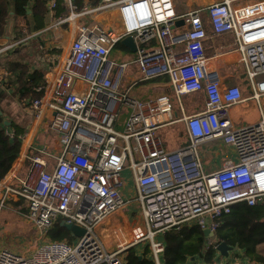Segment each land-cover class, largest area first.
<instances>
[{
	"label": "built area",
	"instance_id": "1",
	"mask_svg": "<svg viewBox=\"0 0 264 264\" xmlns=\"http://www.w3.org/2000/svg\"><path fill=\"white\" fill-rule=\"evenodd\" d=\"M65 1L70 14L60 22L72 28L70 43L43 87L45 97L34 104L37 127L51 112L48 126L58 136L60 153L45 145L26 153L28 174L20 187L0 180V202L4 205L10 195L23 199L27 218L45 233L58 220L85 233L40 244L29 255L4 249L0 264H125L128 250L143 242L149 243L154 264H164V234L186 224L214 233L206 236L205 250L219 254L216 231L223 217L237 203H264V116L234 124L231 107L246 96L239 84H226L205 41L234 33L230 52L253 85L254 97L264 95V0L238 6L222 0L183 14L173 0H101L83 8ZM112 9L119 13L114 23H78L80 17ZM127 36L135 40L136 58L112 60L111 51ZM152 42L157 44L150 47ZM6 51L0 46V55ZM131 63L142 80L168 76L179 100L204 94V109L182 117L188 143L176 150L165 147L159 130L175 122L174 99L166 93L142 99L123 87ZM217 139L234 148L236 160L207 171L199 147ZM126 169L134 178L132 197L123 191ZM133 203L144 222L123 214ZM118 213L120 220L104 226ZM217 263L214 258L212 264Z\"/></svg>",
	"mask_w": 264,
	"mask_h": 264
},
{
	"label": "crops",
	"instance_id": "2",
	"mask_svg": "<svg viewBox=\"0 0 264 264\" xmlns=\"http://www.w3.org/2000/svg\"><path fill=\"white\" fill-rule=\"evenodd\" d=\"M100 1L101 0H75V3L78 5L79 8H83L84 6L88 5H96ZM219 1L222 0H173L175 9L179 14H183L193 8L206 7L212 3ZM231 1L234 5L238 6L263 0ZM10 2L11 9H13V1L10 0ZM26 9L29 15L28 17L16 16L11 10L7 23L3 28L4 33L0 35V46L7 47V51L0 55V106L3 109V97L10 95L11 97L18 98V96H16V90H18L19 87H10L8 85L10 78H14L17 75H21L23 79L27 71H30L32 73L36 72L35 79L31 80L29 84L34 85L37 81L40 80L42 83L39 91H44L43 87L47 85V81L49 79L55 76L58 69V64L63 55L62 47H59V44L61 42L60 37H62L63 35L62 32L57 33L55 31V36L52 35L51 39H47V42H45L43 38H41L39 35L41 34V32H46L53 28L55 29V27L64 30V27L66 28L69 25V23L67 22H60L61 19H64L70 14V8L68 3L65 0H56V5L53 6L51 0H43L42 2L38 3H36L34 0H30L27 4ZM118 15L119 13L116 9L101 11L88 16L80 17L78 19V23H87L90 25L95 23L109 24L114 23L118 19ZM203 19L207 22L206 14H203ZM180 23L181 25H184L182 21H180L178 24ZM68 29V36L70 37V31L72 30L70 25L68 26ZM207 29H211L208 24ZM33 41L35 42L32 45H29ZM155 44L157 43L152 42L150 44V47L154 46ZM205 45L207 53L216 57L217 66L219 69H221L226 84H239L242 87L246 96L245 101L235 104L231 107L230 113L234 124L236 126H244L259 121L264 116V95L254 97L253 85L248 80H245V74L243 73L242 66L236 64L234 60L236 54L230 52L235 47V34L232 32H227L220 35L212 36L206 39ZM113 50L111 51V53L113 52ZM135 58L136 56L130 61H133ZM130 66H132V68L127 73V75L125 74L123 85L126 88H130V92L133 95L142 99H147L162 93H166L170 94L174 99V103H176L178 99L174 96L173 89L168 76H160L147 81L142 80L141 73L137 65L135 63H131L129 67ZM129 67L127 68V70L129 69ZM141 84H143V87L139 90V92H134L133 89ZM22 85L23 82L21 80L19 86L21 87ZM188 95L189 99L186 100L188 103L186 105L184 102L185 100H182V98ZM188 95H184L179 100L181 101L180 110L175 111L174 107L175 122L166 125L159 130L163 143L165 147L169 150H176L179 147L188 143L189 141L188 134L185 128V123L182 120L183 115L192 114L204 109L205 96L203 93ZM192 98H195L197 101H194ZM2 112L4 117L7 119L6 121H14L13 119L9 118V115L7 114V111L5 109L4 111H1V113ZM51 116V112L47 110L44 113V119L42 120L40 125L38 127L35 125V130H32V133L29 135L28 133L30 130V126L27 125L28 130H26L25 133L22 135L23 143L21 153L14 162L13 167L11 168L9 173L2 180V182L12 184L14 187L21 186L20 179L26 177L30 169V159L27 156L25 157L26 153H28L29 156L30 154H32L33 150L40 149L45 145L48 147V150L51 153L56 156L59 155L60 144L58 142V136L53 131H51L48 126ZM126 117L127 115L124 114L122 116V120H124ZM5 125L8 126L7 130L9 131L10 135L13 136V126H10V123H5ZM182 125L184 126V132L182 131V128H180ZM174 126L176 127L175 129ZM41 131L44 133V139L38 145L35 146L36 137ZM221 142H223L221 139H217L202 143L199 147L200 156L202 158L204 168L207 171L214 170L209 167L210 165L212 166L213 162H217L219 168L222 165V162L227 161L228 158L232 159L233 161L236 160L234 148L231 145H228L226 143L222 144ZM31 146H33V148L29 149ZM50 147L52 149H50ZM221 151H227V154L224 156L225 159L223 160H220L219 158ZM123 191L125 193V188ZM17 201H19L18 204H21L18 208L20 210L21 208H23L26 212V202L23 199H17L16 202ZM136 206L138 205L136 203H133L131 206L125 209L123 214L128 215V217H132L134 221L142 223L144 221L143 218L140 216L141 209L139 206ZM121 215V213H118L112 216L106 221L107 223H105L104 226L115 224L117 220H120L122 218ZM262 247L264 248V243L258 245L257 249L259 253L264 255V249H262ZM137 253L141 254L140 251H137ZM217 257L218 256H216L215 259L219 263L220 260ZM247 258L251 260L249 257ZM255 262L257 264H263L261 262ZM210 263L212 264V261Z\"/></svg>",
	"mask_w": 264,
	"mask_h": 264
},
{
	"label": "trees",
	"instance_id": "3",
	"mask_svg": "<svg viewBox=\"0 0 264 264\" xmlns=\"http://www.w3.org/2000/svg\"><path fill=\"white\" fill-rule=\"evenodd\" d=\"M0 0V35L4 33L3 28L7 23L11 10L16 16L28 17L27 4L30 0ZM36 3L43 0H34ZM36 72L27 71L22 79L21 75L10 78L8 85L18 88L16 96L19 98L28 94H38L41 81L34 85L29 84L35 79ZM23 82L20 87L19 83ZM44 94V91H41ZM0 110L4 109L0 106ZM6 118L3 112L0 113V180H3L13 167L14 162L19 157L22 149L23 138L17 131L10 135L8 126L5 125ZM10 121V126L14 123ZM14 198V197H12ZM15 203L16 198H14ZM21 204H15L20 207ZM50 240L71 239L72 233L58 220L47 232ZM206 236L204 230L196 224H186L180 229H173L164 234L166 243L164 253V264H184L189 257L199 258L206 262H211L215 258L214 249L205 250ZM216 238L219 242H226L228 245L243 250L244 254L251 260L264 264V255L258 252V245L264 243V203L249 205L247 202H240L233 206L231 213L225 215L219 228L216 231ZM149 250L146 253H148ZM145 254H138L134 247L127 252L125 264H154L152 258ZM217 255V254H216Z\"/></svg>",
	"mask_w": 264,
	"mask_h": 264
},
{
	"label": "rangeland",
	"instance_id": "4",
	"mask_svg": "<svg viewBox=\"0 0 264 264\" xmlns=\"http://www.w3.org/2000/svg\"><path fill=\"white\" fill-rule=\"evenodd\" d=\"M68 26L66 28L64 27V30L55 27V29L53 28L46 32H41L39 36L43 38L45 42H47V39H51L52 35L55 36L56 32L57 33L62 32L63 35L62 37H60L61 42L59 44V47H62L64 54L70 42L69 39L70 37L68 36L69 35ZM34 42L35 41L31 42L30 44L28 42V44L32 45ZM135 56L136 53L132 52L129 47L119 43L111 53L110 58L116 62H125L132 60ZM131 68L132 66H130L129 69L126 71V75L131 70ZM45 87L46 86H44V88ZM142 87L143 84L135 87L133 91L138 93ZM45 95L46 94H42L41 91H38V94L36 95L28 94L27 96L25 95L21 98L11 97L10 95L3 97L2 101H3L4 109L7 111L9 118L14 120L13 121L14 124L12 126L15 129V131H17L19 136L23 134V132L28 130L27 125L30 126L28 135L32 133V130H35L36 127L35 125L37 124L35 120L38 110L36 109V106L34 104L38 101L40 102L45 97ZM187 99H189V95L182 98V100H185L184 102L186 105L188 104L186 101ZM192 99L194 101H197L195 98ZM180 103L181 101H179V99L176 101V103H174L175 111L180 110ZM175 128L176 127L174 126V129ZM180 128H182L183 132L185 131L183 125ZM43 139H44V133L41 131L38 133L36 137L35 146L38 145ZM221 143L223 144L224 142ZM50 149L52 148L50 147ZM37 152L38 149L37 150L35 149L33 150L32 154ZM203 153H207V152H203ZM226 154L227 151H221L219 157L220 160L225 159L224 156ZM228 160L230 159L228 158L227 161ZM225 162L226 161L222 162V164ZM209 167L215 170L216 168H218V163L213 162L212 166L210 165ZM122 179L124 181L126 195L128 197H132L135 194V189H136L132 171L130 169L124 170L122 173ZM10 196H11L10 200L6 202L9 203L10 205L6 203L4 205H1L0 202V250L2 251L3 249H11L19 253L29 255L35 250V248L38 245L49 242L50 239L48 238L47 233L38 229L29 221L23 208H21L20 210L18 207H15V204L18 203H15L13 199L16 198L17 200L18 197L15 195H10ZM127 226L128 224L123 225L122 231L126 229ZM72 236L75 237V234L72 233ZM75 239H78V237H75ZM149 247L150 245L148 242H143L139 245L134 246L135 250L140 251L141 254H145V252L149 250V252L146 253L145 255L151 258V249ZM262 249L264 248L262 247ZM215 256H218L217 258L220 260L219 263L217 264H226L235 260L241 261L242 264H257L255 261L249 260L245 256L243 250L237 247L230 250L229 256H224L221 253L217 255L215 254ZM187 261L188 262H185L184 264H211L210 262L203 261L199 258L193 259V257H189Z\"/></svg>",
	"mask_w": 264,
	"mask_h": 264
},
{
	"label": "water",
	"instance_id": "5",
	"mask_svg": "<svg viewBox=\"0 0 264 264\" xmlns=\"http://www.w3.org/2000/svg\"><path fill=\"white\" fill-rule=\"evenodd\" d=\"M121 43L124 46L129 47L132 52H135L136 49H137L135 40H134V38L132 36L125 37L124 39H122ZM0 113H1V111H0ZM5 123L9 124L10 122L6 121ZM61 224L64 227H66L68 230H70L73 234H75V236H82L85 233V229L84 228H82V227H80L78 225H75L73 223H69V222H66V221L62 220ZM204 234L205 235H209V236H214L215 235L214 233H212L208 229L204 230ZM233 248H234L233 246L228 245L226 242H220V244L218 246V249H219L220 253L222 255H224V256H229V252Z\"/></svg>",
	"mask_w": 264,
	"mask_h": 264
}]
</instances>
